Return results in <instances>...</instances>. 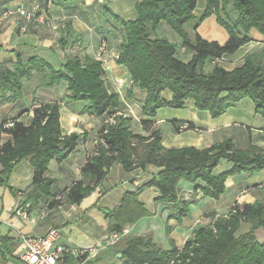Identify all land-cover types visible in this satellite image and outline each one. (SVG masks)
<instances>
[{
	"label": "trees",
	"instance_id": "obj_1",
	"mask_svg": "<svg viewBox=\"0 0 264 264\" xmlns=\"http://www.w3.org/2000/svg\"><path fill=\"white\" fill-rule=\"evenodd\" d=\"M195 6L196 0L134 1V20H123L108 7L103 9L122 28L117 64L127 70L131 87L145 90L141 101L145 118L141 125L148 135L135 133L130 128L131 118L125 114L120 93L105 81L100 58L72 56L62 65L53 67L42 57L33 56L23 61L17 55L11 69L0 70V103L21 96V80H29L35 72L43 74L44 87L65 83L69 100H86L83 110L104 118L94 151L81 169L82 178L73 182L64 195L67 203L81 202L116 164L124 171L143 170L151 164L159 170L140 188L155 187L158 192L155 201L168 209V218L181 221L197 194L218 199L225 192L227 178L238 174L251 176L264 168V150L251 142L242 149L230 139L204 148H165L161 144L162 131L155 128L152 119L162 107L180 109L190 100L196 109L206 110L212 118H217L243 97H248L255 113L264 117V49L246 54L242 64L232 70L218 64L208 72L204 69L207 62L233 54L247 43L250 29L264 35V0H207L199 17L193 14ZM211 15L228 33L222 45L203 39L197 33L189 38L186 32L188 26L196 29ZM43 22L51 25L48 18ZM161 22L178 36V43L156 34ZM70 28L69 22L62 27L60 46L74 41L69 35ZM187 50L192 55L185 62L180 55ZM166 90L171 93L168 100L162 96ZM127 94L130 96L129 90ZM59 107L57 101H40L33 105L28 124L11 119L12 126H4L9 120L0 125V131L9 135L0 147V186L7 185L15 163L27 159L33 168L26 194L29 208L37 207L43 197L50 194L53 180L45 175L49 162L65 159L80 137L76 132L61 133ZM183 127L188 129L191 125ZM222 160L230 166L215 174L213 170ZM180 180L192 184L193 194L189 199L179 191ZM130 198L137 202L135 193ZM127 201L125 197L115 210H104L109 233H122L124 227L116 215ZM208 216L211 222L197 227L181 248L173 242L165 248L148 235L122 234L124 244L117 252L129 264H264V241L260 242L255 235L258 228L264 227V200L234 203L226 215L210 213ZM133 221L135 218L130 222ZM243 223L249 228L238 233ZM165 231L170 232L167 224ZM3 240L0 237V242ZM1 254L3 257L2 251Z\"/></svg>",
	"mask_w": 264,
	"mask_h": 264
},
{
	"label": "crops",
	"instance_id": "obj_2",
	"mask_svg": "<svg viewBox=\"0 0 264 264\" xmlns=\"http://www.w3.org/2000/svg\"><path fill=\"white\" fill-rule=\"evenodd\" d=\"M134 1L139 0H0V70L11 69L17 55L22 60L33 56L42 57L49 65L58 67L68 58L78 56L80 59L91 57L102 62L104 78L110 88L114 81L122 79L120 97L125 114L131 118L130 128L135 133L148 135L141 125L145 116L141 112V101L145 90L131 87L127 70L117 64L119 44L122 40V28L108 14L103 12L108 7L123 20H134L136 12ZM207 0H196L193 14L202 15ZM20 10L31 13L33 19L27 20ZM4 11H9L7 15ZM48 18L51 25L43 22ZM70 23L69 35L72 43L64 46L58 44L61 29ZM53 26V27H52ZM57 27V28H55ZM189 38L197 33L203 39L224 44L228 33L221 27L214 15L205 18L193 29L186 28ZM159 37L178 43L179 38L173 30L161 22L156 28ZM247 36L250 40L240 46L233 54L223 56L205 65L210 71L214 64L226 70H232L243 62L249 53L264 49V35L256 29H250ZM104 44V47L101 45ZM187 50L180 55L183 61L191 58ZM21 96L0 103V125L3 121L18 119L28 124L32 117V107L40 101L60 103L59 122L63 135L76 132L80 135L77 146L62 161L55 159L49 162L46 177L53 180L50 194L43 197L37 207L28 209L29 214L44 212V219L31 222L17 215L20 207L28 204L26 194L30 189L33 168L27 159L15 163L9 175L7 185L0 186V264H19L18 255L21 249V235H42L53 226L60 229V243L71 249L81 251L93 250L83 264H129L117 250L123 246L124 238L116 233H109L104 210H115L123 200L126 205L116 215L123 225L124 236H151L154 241L165 248L171 242L178 248L192 237L197 227L211 222L210 213L226 215L234 204L253 203L264 200V168L248 176L238 174L225 181V192L218 199L197 194L189 204V211L181 221L168 218V209L155 201L158 192L155 187H144L156 176L158 168L147 165L145 169L124 171L119 164L112 167L106 178L78 204H69L65 193L75 181L82 178L81 169L87 156L94 151L98 132L104 122L103 117L88 114L83 109L86 100H69V92L63 82L52 87H44L43 74L33 72L29 80L22 79ZM130 91V96L127 91ZM162 96L170 99L171 93L163 91ZM155 128L162 131L161 144L165 148L192 146L204 148L226 139L233 141L237 148H245L251 142L264 150V117L255 113L253 102L243 97L235 106L229 107L217 118H212L208 111L198 110L192 101H187L184 108L162 107L153 117ZM191 125L184 129L183 125ZM9 138L0 131V147ZM229 164L222 160L213 170L218 174ZM185 199L193 194L192 184L180 180L177 184ZM136 194V203L130 198ZM53 201V202H52ZM132 218L135 221L130 222ZM165 224L170 232L165 231ZM243 233L249 225L241 224ZM256 238L264 241V227L255 231ZM1 251L3 257H1Z\"/></svg>",
	"mask_w": 264,
	"mask_h": 264
},
{
	"label": "built area",
	"instance_id": "obj_3",
	"mask_svg": "<svg viewBox=\"0 0 264 264\" xmlns=\"http://www.w3.org/2000/svg\"><path fill=\"white\" fill-rule=\"evenodd\" d=\"M8 13L9 11H4L5 15ZM20 14L25 15L27 20L33 19L32 14L26 11L20 10ZM42 20L44 21L45 18L43 17ZM114 84V90L120 93L123 80L116 79ZM12 124V121L9 120L4 126L10 127ZM28 206L26 204L24 207H19L16 211L17 215L27 218L33 223L44 219L46 215L44 212L29 214ZM116 234L118 235H115V237H120L123 234V230L122 233ZM60 237V229L53 226L49 227L42 235H21V249L18 255L19 264H83L87 257L86 254L89 255L93 252V250H90L84 255L85 251L71 249L60 243Z\"/></svg>",
	"mask_w": 264,
	"mask_h": 264
},
{
	"label": "rangeland",
	"instance_id": "obj_4",
	"mask_svg": "<svg viewBox=\"0 0 264 264\" xmlns=\"http://www.w3.org/2000/svg\"><path fill=\"white\" fill-rule=\"evenodd\" d=\"M165 227H166V224H165ZM240 229H242V227H241ZM239 232H241V231L239 230L238 233H239Z\"/></svg>",
	"mask_w": 264,
	"mask_h": 264
}]
</instances>
